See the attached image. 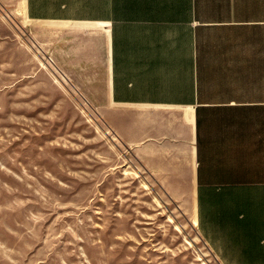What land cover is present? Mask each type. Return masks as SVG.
<instances>
[{
  "label": "crops",
  "instance_id": "obj_1",
  "mask_svg": "<svg viewBox=\"0 0 264 264\" xmlns=\"http://www.w3.org/2000/svg\"><path fill=\"white\" fill-rule=\"evenodd\" d=\"M1 2L221 264H264V0Z\"/></svg>",
  "mask_w": 264,
  "mask_h": 264
},
{
  "label": "rangeland",
  "instance_id": "obj_2",
  "mask_svg": "<svg viewBox=\"0 0 264 264\" xmlns=\"http://www.w3.org/2000/svg\"><path fill=\"white\" fill-rule=\"evenodd\" d=\"M44 27L0 0V264H221L191 205L42 65Z\"/></svg>",
  "mask_w": 264,
  "mask_h": 264
},
{
  "label": "bare ground",
  "instance_id": "obj_3",
  "mask_svg": "<svg viewBox=\"0 0 264 264\" xmlns=\"http://www.w3.org/2000/svg\"><path fill=\"white\" fill-rule=\"evenodd\" d=\"M26 21L29 22L30 20L26 17ZM46 25H47V24H46ZM37 53H42L41 50H40V47H39V49L37 50ZM37 56L40 58V60H41V62H42V65H44V66H46L47 68L50 69V65H49V63L46 62V61L44 60L45 57H44V56H40V55H38V54H37ZM52 71H53V70H52ZM56 79H57V81H59V83H62V82L65 81V79L58 78V77H56ZM111 137H112V136H111ZM193 223H194V224H198V219H197V216H196V215H194V217H193Z\"/></svg>",
  "mask_w": 264,
  "mask_h": 264
},
{
  "label": "built area",
  "instance_id": "obj_4",
  "mask_svg": "<svg viewBox=\"0 0 264 264\" xmlns=\"http://www.w3.org/2000/svg\"><path fill=\"white\" fill-rule=\"evenodd\" d=\"M109 132H111V131H109Z\"/></svg>",
  "mask_w": 264,
  "mask_h": 264
}]
</instances>
